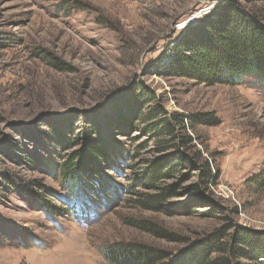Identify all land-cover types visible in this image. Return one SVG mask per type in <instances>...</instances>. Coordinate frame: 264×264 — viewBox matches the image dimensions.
Segmentation results:
<instances>
[{
  "label": "rangeland",
  "instance_id": "1",
  "mask_svg": "<svg viewBox=\"0 0 264 264\" xmlns=\"http://www.w3.org/2000/svg\"><path fill=\"white\" fill-rule=\"evenodd\" d=\"M221 1L0 0V264H111V244L176 255L224 228L227 237L234 226L264 234L262 79L249 73L237 85H209L151 68L168 57L182 26L195 27ZM139 85L155 96L149 107L188 116L193 145L219 171L208 190L196 189L193 168L152 190L138 186L175 150L146 131L143 115L130 129L119 122L120 109L130 119L121 104ZM95 126L106 162L92 166L86 134ZM65 162L99 168L87 187L75 182L71 198ZM172 185L176 195L162 210L139 205Z\"/></svg>",
  "mask_w": 264,
  "mask_h": 264
},
{
  "label": "trees",
  "instance_id": "2",
  "mask_svg": "<svg viewBox=\"0 0 264 264\" xmlns=\"http://www.w3.org/2000/svg\"><path fill=\"white\" fill-rule=\"evenodd\" d=\"M260 4H264V0H222L202 22L186 29L179 40L173 43L168 57L151 68L162 69L159 70L161 75L209 85H237L241 78L249 73L256 74L264 83V12L258 7ZM39 55L56 68L65 67L50 54L42 51ZM132 96V99L130 97L121 104V108L129 111L130 119L122 114L120 109L119 122L130 129L136 119V113H139V118L143 115L144 121L151 124L146 127L147 132H151L157 139L167 137L169 142H174L175 148L171 154L158 159L155 165L147 170L142 184L138 186L152 190L157 182L174 177L180 169L193 168L198 186L201 187L196 189L208 190L210 185L214 184L219 171L216 170L214 161L204 157L193 145L194 139L188 134V116L178 113L167 116L158 104L149 107L155 96L147 92L143 85H139ZM145 107L147 111L144 113ZM199 118L201 117L197 115L196 121H210ZM52 131L60 137L58 130ZM95 133L100 134V129L96 126L95 129L88 128L86 134L89 151L85 162L90 164L92 161V166H97L99 159L106 162L104 150L100 147L102 138L100 135L98 138L94 137ZM42 134L49 136L45 132ZM79 156L80 154L73 155L72 159L77 161ZM85 162H77V165L71 166L69 162H65L63 176L67 193L64 196L71 198L74 193L78 194V185L75 182H81L87 187L88 181L93 179L92 175L98 172L99 168L96 167L92 169L95 171L88 170ZM176 186L165 187L158 195H142L144 199L138 201L139 205L162 210V206L175 197ZM55 211L60 216L67 212H62L61 209ZM76 212L83 215L79 207ZM227 231L228 229L224 228L208 234L202 241L191 244L176 255L162 248L139 243H117L106 248L105 256L111 264H262L260 259H264V234L234 226L233 232L227 237Z\"/></svg>",
  "mask_w": 264,
  "mask_h": 264
},
{
  "label": "built area",
  "instance_id": "3",
  "mask_svg": "<svg viewBox=\"0 0 264 264\" xmlns=\"http://www.w3.org/2000/svg\"><path fill=\"white\" fill-rule=\"evenodd\" d=\"M197 21V20H196ZM193 22H194V20H193ZM191 23H192V21H191ZM185 28V29H184ZM180 29H184V30H186L187 28L186 27H184V26H182ZM183 30V31H184Z\"/></svg>",
  "mask_w": 264,
  "mask_h": 264
}]
</instances>
